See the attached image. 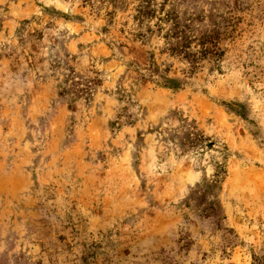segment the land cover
I'll use <instances>...</instances> for the list:
<instances>
[{"label": "rangeland", "instance_id": "1", "mask_svg": "<svg viewBox=\"0 0 264 264\" xmlns=\"http://www.w3.org/2000/svg\"><path fill=\"white\" fill-rule=\"evenodd\" d=\"M0 264H264V0H0Z\"/></svg>", "mask_w": 264, "mask_h": 264}, {"label": "trees", "instance_id": "2", "mask_svg": "<svg viewBox=\"0 0 264 264\" xmlns=\"http://www.w3.org/2000/svg\"><path fill=\"white\" fill-rule=\"evenodd\" d=\"M177 49V48H176Z\"/></svg>", "mask_w": 264, "mask_h": 264}]
</instances>
